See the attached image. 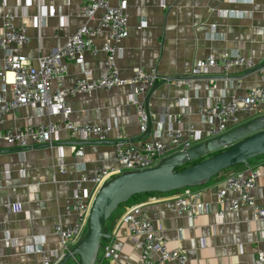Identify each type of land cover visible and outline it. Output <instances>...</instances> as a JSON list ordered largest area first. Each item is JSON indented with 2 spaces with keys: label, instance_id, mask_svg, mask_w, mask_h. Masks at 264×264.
Listing matches in <instances>:
<instances>
[{
  "label": "crops",
  "instance_id": "0c3cea01",
  "mask_svg": "<svg viewBox=\"0 0 264 264\" xmlns=\"http://www.w3.org/2000/svg\"><path fill=\"white\" fill-rule=\"evenodd\" d=\"M86 1L40 0L46 9L54 7L56 11L47 13L37 27L36 0H31L29 5L26 0H0V32L5 14L12 13L13 23L25 26L29 37L23 48H12L34 64L39 56L64 45L83 23L80 8ZM110 2L116 4L118 0ZM127 12L128 36L118 43L119 75L128 79L133 69L141 66L147 71L154 69L159 78L186 76L168 81L159 79L156 83L158 87L145 106L150 125L148 137L162 125L185 128L188 122L205 136L209 124L196 113L198 105L228 101L251 87H264V67L258 70L231 67L224 71L217 65L205 75L190 73L197 59L208 55L218 57L224 51H236L260 65L264 61V0H127ZM104 39V33L95 37L98 51L85 55L83 66L92 71L93 77L106 72L105 54L100 49ZM2 56L0 50V60ZM81 76V65L69 63L62 82L71 85ZM176 80L181 82L177 84ZM183 97H188L190 112L180 101ZM130 98L127 85L98 87L91 93L67 98L72 108L69 115L72 123L112 127L106 142H96L94 138L78 140L62 127L52 142L54 145L0 152V264H40L41 254L59 251V236L53 226L60 224L67 228L74 222L75 214L66 209L72 205L77 180L84 174L115 165L114 150L118 142L142 140L144 133H140L139 116ZM259 107L264 112V102ZM259 114L240 110L236 112L237 125ZM176 116L181 118L179 124L174 120ZM52 119L61 121L62 116L55 115ZM47 121L48 116L38 109L22 107L17 113L9 114L0 128ZM79 148L83 149V155L76 157L74 150ZM6 149L11 147L0 139V151ZM59 151L62 156L58 155ZM243 168L232 167L207 184L190 188L207 203V210L196 214H178L173 209L175 197L182 189L141 195L120 207L107 221L110 238L104 241V246L113 245L118 255L111 264H140L139 244L122 223V215L135 204L142 205L154 227L163 229L170 248L185 252L186 264H253L256 253L264 251V216L257 217L247 207L238 212L225 211L223 217L217 214L220 207L216 197L224 179ZM249 168L259 171L252 195L264 207V155L252 160ZM93 188L91 182L84 181L79 191L89 195Z\"/></svg>",
  "mask_w": 264,
  "mask_h": 264
},
{
  "label": "built area",
  "instance_id": "2783aa9c",
  "mask_svg": "<svg viewBox=\"0 0 264 264\" xmlns=\"http://www.w3.org/2000/svg\"><path fill=\"white\" fill-rule=\"evenodd\" d=\"M30 3L31 0H26V5ZM36 6L38 15L35 18V25L39 27L47 13L54 14L56 9L54 7L46 9L40 4V0H36ZM80 15L84 19L83 23L67 38L64 45L47 55L39 56L32 64L26 55L15 52L12 48L20 49L28 43L26 27L16 26L12 21L14 18L12 13L5 14L0 32V50L3 52L0 60V125L4 123L9 114L17 113L22 107L36 108L41 114L48 116L46 123L0 128V139L4 140L9 147L24 148L50 144L62 127L77 136L78 140L92 138L107 140L112 129L110 125L75 124L69 121L72 108L67 98L80 93H91L98 87L129 86L131 103L140 120V133L146 132L148 117L144 99L159 79L168 81V78H159L154 69L147 71L141 66L134 68L132 76L128 79L119 75L116 65L120 52L118 43L128 36L127 0H118L116 4H112L110 0H87L81 5ZM102 33L105 34V39L100 49L105 54L106 72L102 76L93 77L92 71L84 67L83 63L86 53L95 54L98 51L94 38ZM69 63L81 65L82 76L73 84L64 85L62 79ZM217 65H220L224 71H228L231 67L250 70L257 66L250 57H245L236 51H224L218 57L208 55L197 59L190 73L191 75H205L210 68ZM175 82L179 84L181 80ZM180 101L190 112L188 97H183ZM263 102L264 87L254 86L242 95H233L228 101L216 100L196 107V113L209 124L205 136L188 122L185 128L162 125L157 133L140 141L118 142L114 150L115 165L101 168L94 174H84L77 180L72 193V205L66 209L75 214V220L67 228H62L60 224L53 226L59 236V251L52 255L41 254L40 264H55L83 236L92 198L97 189L109 178L123 172L152 167L162 158L185 150L203 141L205 137L208 139L220 135L237 125L236 112L243 110L264 113L259 107ZM55 115H61L62 120H53L52 117ZM164 115L169 116L167 112ZM174 120L177 124L181 122V118L177 116ZM162 124H164V119ZM74 153L76 157L82 156L83 149H75ZM58 155L62 156V152L59 151ZM258 175L257 169L244 167L224 179L223 186L217 192L216 197V202L220 207L217 212L219 217H223L225 211L238 212L244 207L252 209L257 217L264 216V207L257 203L252 195ZM84 181L93 184V191L89 195L79 191L80 184ZM190 188L192 187L182 189L183 192L175 197L173 209L178 214L186 212L196 214L207 210V203L201 201L197 192ZM229 193L232 196H229ZM223 205L225 208H222ZM122 223L134 241L139 244L140 264L187 263L185 252L168 246L163 229L160 226L154 227L142 205L131 206L122 215ZM101 251L100 261L96 264L118 259L113 245H106ZM153 255L155 258L152 257ZM253 264H264V251L256 253Z\"/></svg>",
  "mask_w": 264,
  "mask_h": 264
},
{
  "label": "water",
  "instance_id": "95a60500",
  "mask_svg": "<svg viewBox=\"0 0 264 264\" xmlns=\"http://www.w3.org/2000/svg\"><path fill=\"white\" fill-rule=\"evenodd\" d=\"M264 67V61L253 68ZM186 76H171L168 79H181ZM158 84L148 93L149 97ZM150 133V125L140 139ZM136 141L135 139H132ZM130 140V141H132ZM83 141H71L79 144ZM85 142V141H84ZM96 142H106L98 140ZM53 145L55 143H52ZM49 144L35 145L43 147ZM31 147L11 148L4 151H24ZM215 154L208 156L212 153ZM264 155V113L240 123L226 132L205 139L185 150L162 158L156 165L137 171H127L105 181L95 192L83 236L55 264H96L100 261V250L104 241L110 238L107 229L108 219L121 204L137 195L147 193H168L188 187H198L210 182L215 176L232 167H250L252 160ZM208 156L203 159V157ZM191 163V164H188ZM103 264H111L106 261Z\"/></svg>",
  "mask_w": 264,
  "mask_h": 264
},
{
  "label": "trees",
  "instance_id": "16d2710c",
  "mask_svg": "<svg viewBox=\"0 0 264 264\" xmlns=\"http://www.w3.org/2000/svg\"><path fill=\"white\" fill-rule=\"evenodd\" d=\"M216 152H214V153H212V154H210V155H208V156H211V155H213V154H215ZM208 156H205V157H203V159L204 158H206V157H208ZM188 164H191V163H188ZM238 166H241V165H238ZM147 194H152V193H147ZM142 195H146V194H142ZM141 195H137V196H134L133 198H131L129 201H127L126 203H124V204H121L120 206H119V208L120 207H122L123 205H126V204H128L131 200H133V199H136V198H138V197H140ZM118 208V209H119ZM117 209V210H118Z\"/></svg>",
  "mask_w": 264,
  "mask_h": 264
},
{
  "label": "rangeland",
  "instance_id": "374dc122",
  "mask_svg": "<svg viewBox=\"0 0 264 264\" xmlns=\"http://www.w3.org/2000/svg\"><path fill=\"white\" fill-rule=\"evenodd\" d=\"M225 172H226V170H225ZM222 173V172H221ZM224 173V172H223ZM70 264H75V262L74 261H71V263Z\"/></svg>",
  "mask_w": 264,
  "mask_h": 264
}]
</instances>
